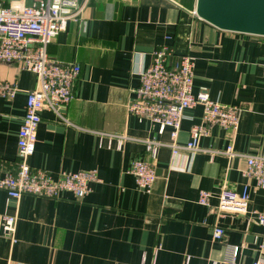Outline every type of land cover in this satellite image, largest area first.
<instances>
[{
    "label": "crops",
    "instance_id": "crops-1",
    "mask_svg": "<svg viewBox=\"0 0 264 264\" xmlns=\"http://www.w3.org/2000/svg\"><path fill=\"white\" fill-rule=\"evenodd\" d=\"M196 8L197 0H89L53 40L50 57L80 64L82 71L68 107L43 109L29 164L54 178L94 172L99 180L80 200L71 193L15 200L0 190V264L264 262V227L256 219L264 214V190L244 177V158L217 153L233 146L242 155H264V37L222 31ZM164 47L173 51L171 66L183 55L194 59V95L207 89L216 103L242 109L236 134L215 125L199 140V151L174 155L161 146L151 158L145 142L169 144L171 130L139 121L128 106L141 71ZM0 79L19 88L15 99L0 98L3 172L15 170L27 96L38 78L20 64L0 63ZM202 118L203 107L186 110L178 144L189 143ZM135 161L156 168L151 194L140 191L130 173ZM246 185L247 215L221 214L222 190L241 193ZM202 191L211 194L208 206L199 203ZM5 216L16 217V242L3 232ZM216 227L225 230L223 240L214 238Z\"/></svg>",
    "mask_w": 264,
    "mask_h": 264
},
{
    "label": "built area",
    "instance_id": "built-area-1",
    "mask_svg": "<svg viewBox=\"0 0 264 264\" xmlns=\"http://www.w3.org/2000/svg\"><path fill=\"white\" fill-rule=\"evenodd\" d=\"M89 0H32L27 5L23 0L9 4L0 0V63L20 64L38 78L37 87L28 92L25 114L18 133V154L15 170L0 171V190L12 199L23 196L59 199L64 193H71L83 199L91 192V185L99 179L94 172L62 173L54 178L44 170H34L29 164L37 144V132L42 122L41 113L49 107L59 113L72 102L76 82L82 71L77 63L66 64L52 59L48 48L53 40L66 30L69 21L78 19ZM197 15V14H196ZM173 51L164 47L154 54L153 64L140 73L141 84L137 97L128 106L130 114L139 121L149 120L160 127V132L171 130L172 142L162 144L146 141L147 152L155 159L161 146H168L174 155L181 151H199V140L217 125L234 134L240 125L241 108L226 107L213 101L202 89L193 94L194 59L181 56L173 66L168 59ZM19 88L16 83L0 79V98L13 100ZM203 107L202 124L191 129V140L186 145L177 143L185 112ZM231 158L240 157L246 161L244 177L254 181L256 187L264 190V155H242L233 146L217 152ZM130 173L134 175L140 191L151 194L157 180L156 168L152 163L135 161ZM211 194L202 191L199 203L209 205ZM250 200V186H244L241 193L224 188L220 195L218 210L221 214L247 215ZM258 223L264 227V214L258 213ZM16 217H3V232L16 242ZM214 238L223 240L225 230L214 229ZM239 248L232 249V262L239 254ZM254 264H264L257 261Z\"/></svg>",
    "mask_w": 264,
    "mask_h": 264
},
{
    "label": "water",
    "instance_id": "water-1",
    "mask_svg": "<svg viewBox=\"0 0 264 264\" xmlns=\"http://www.w3.org/2000/svg\"><path fill=\"white\" fill-rule=\"evenodd\" d=\"M196 14L222 31L264 37V0H197Z\"/></svg>",
    "mask_w": 264,
    "mask_h": 264
}]
</instances>
